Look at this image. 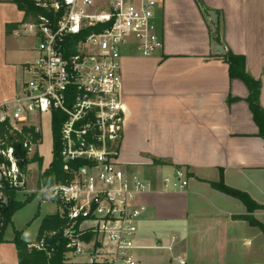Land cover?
Listing matches in <instances>:
<instances>
[{
    "label": "crops",
    "instance_id": "crops-1",
    "mask_svg": "<svg viewBox=\"0 0 264 264\" xmlns=\"http://www.w3.org/2000/svg\"><path fill=\"white\" fill-rule=\"evenodd\" d=\"M200 1L203 8L195 0H156L161 50L141 57L128 49L121 59L120 164L127 172L140 169L153 186L139 197L146 211L135 241L137 264H264V234L242 218L264 225V209L248 213L211 186L222 178L264 206V142L247 86L229 77L222 60L227 52L244 58L247 74L260 83L264 109V0ZM2 12L14 24L23 19L9 0H0ZM5 16L1 27L9 24ZM154 160L170 166L155 167ZM175 167L188 174L181 191L161 186L162 169ZM10 225L12 218L0 264H19L14 238L6 241Z\"/></svg>",
    "mask_w": 264,
    "mask_h": 264
},
{
    "label": "built area",
    "instance_id": "built-area-1",
    "mask_svg": "<svg viewBox=\"0 0 264 264\" xmlns=\"http://www.w3.org/2000/svg\"><path fill=\"white\" fill-rule=\"evenodd\" d=\"M36 5L50 14L18 31L37 41L23 66L30 78L0 102V244L11 201L37 196L54 205L51 215L64 225L26 243L29 253H42L50 264L57 251L51 240L59 237L65 241L62 264H137L141 247L135 241L146 211L139 197L153 186L120 164L121 59L128 49L141 57L161 50L156 0H38ZM82 33L87 35L77 39ZM54 121L60 123L64 175L46 184L45 169L39 170L36 187L29 189L30 167L41 158L43 124L52 129ZM15 142L21 144L17 149ZM161 186L184 190L187 173L173 169Z\"/></svg>",
    "mask_w": 264,
    "mask_h": 264
},
{
    "label": "trees",
    "instance_id": "trees-1",
    "mask_svg": "<svg viewBox=\"0 0 264 264\" xmlns=\"http://www.w3.org/2000/svg\"><path fill=\"white\" fill-rule=\"evenodd\" d=\"M19 11L23 13V19L18 24H7L6 31H12L16 29L19 25L29 24L36 22L39 16L45 15L48 16L50 14V10L47 8H42L36 5L34 0H9ZM200 8H203L202 3L200 0H195ZM204 10V9H203ZM208 11V10H205ZM215 38L218 39L219 36V21L216 22L215 27ZM87 35V33H82L77 37V39H82ZM222 60L224 63L228 65V73L230 78H238L244 82L249 90V95L247 101L249 103L251 112L253 114V119L257 126L259 127V137L264 142V109H262L259 105V92H260V83L253 78H251L245 69V60L242 56L234 55L231 52H227L223 57ZM6 125V124H5ZM59 130H60V123L58 121H54L52 123V135H53V160L49 167L44 170L42 174V180L48 184L51 182L52 178L59 179L64 175L63 170V162L59 157ZM5 132L7 135L10 134V127L8 125L5 126ZM26 132L32 133V130H26ZM16 137V136H15ZM21 138V137H19ZM8 139H13L11 136H8ZM22 140V139H21ZM14 147L17 149L21 146L20 143H14ZM38 165L41 164L42 159L36 157ZM153 165L155 167H165L170 166L169 164L160 161L154 160ZM175 169H182L180 167H175ZM188 176V174H187ZM211 186L228 196H231L237 200H239L246 208L248 213H252L255 210L264 209V206L258 205L255 201H253L250 196L242 191L233 189L231 187L226 186L223 183L222 178L217 183H211ZM32 200V197L24 201H15L12 200L7 211H6V221L7 224H10L11 218L13 215L22 209L25 205H27ZM245 219L251 226L257 227L261 230L264 234V225L256 221L251 216L242 217ZM64 225V221L61 220L58 216L50 215L46 216L42 219L40 223V227L38 230V235L43 234L44 232H50L53 230H58ZM52 243H57V251L54 256V259L50 262V264H62V253L64 252V245L65 241L59 237L54 238L51 240ZM13 243L17 249L18 257H19V264H49L46 261L44 255L39 252H28L26 250V243L23 242L20 238V233L16 232Z\"/></svg>",
    "mask_w": 264,
    "mask_h": 264
},
{
    "label": "rangeland",
    "instance_id": "rangeland-1",
    "mask_svg": "<svg viewBox=\"0 0 264 264\" xmlns=\"http://www.w3.org/2000/svg\"><path fill=\"white\" fill-rule=\"evenodd\" d=\"M5 15L9 18L7 21L9 24L15 21L10 13L5 12H2L0 19L7 18ZM19 19L21 20V18ZM18 28L16 34H10L6 31V25L4 27L0 26V101L11 97L13 93L20 90L23 81L30 78V74L24 71L23 66L32 59V50L37 41L28 35H18V31L23 29V25ZM52 145V131L48 122H45L42 127L41 144L38 148L42 162L40 165L34 164L30 167L32 172L28 175L31 180L28 183L29 189L36 187L35 181L39 170H44L51 164L54 157ZM162 170L161 175L163 178L170 176L171 172L169 170ZM141 172L140 169L137 171L136 175L139 178H143V173ZM21 201H24V198ZM55 210L53 204H44L39 197L34 196L27 205L13 215L12 225L7 230L6 241L8 243L12 241L15 231L21 232L22 241L34 240L42 219L54 214Z\"/></svg>",
    "mask_w": 264,
    "mask_h": 264
}]
</instances>
